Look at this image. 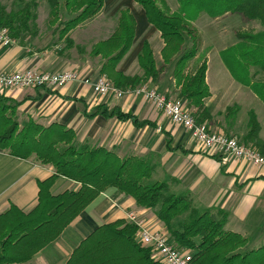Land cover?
Wrapping results in <instances>:
<instances>
[{
    "label": "crops",
    "instance_id": "0c3cea01",
    "mask_svg": "<svg viewBox=\"0 0 264 264\" xmlns=\"http://www.w3.org/2000/svg\"><path fill=\"white\" fill-rule=\"evenodd\" d=\"M156 1L164 11L173 13L178 9L176 0ZM59 2L62 4L63 0ZM1 4L4 6L3 0ZM45 6L48 7L46 0ZM124 10L134 17L136 28L131 48L118 63L117 70L126 76L140 72L137 57L144 42L150 44L156 64L162 67L163 42L159 33L146 22L142 8L133 0H104L101 12L94 19L68 34L70 41L65 49L63 40L57 38L53 19H41L37 13L25 32L16 37L9 34L13 41L11 46H0V72L35 69L46 73L77 71L92 79L105 76L100 73L104 60L91 55V51L96 44L107 40L116 28H89V24L98 17L112 18ZM11 11L16 12L8 10ZM192 25L199 34L200 45L188 69L194 72L200 64L206 65L205 83L209 96L204 106L210 115L206 120L208 127L244 144L249 116L253 114L259 125L258 142L264 147V101L232 76L225 61L231 62L232 58L224 59L223 56L227 49L239 44L237 33H259L264 30L263 26L259 21L245 22L239 15L230 13L217 19L202 13ZM226 25L229 28H224ZM209 34L215 39L210 40ZM168 71L169 67L164 68L159 79L149 81L146 86L173 99L174 81ZM248 74L251 82L264 83V70L249 67ZM5 94L17 102L23 101L17 109L19 119L32 118L45 127L52 123L63 125L74 132L73 143L77 146L87 144L113 150L119 158H147L154 167L153 183H165L169 194L187 197L198 213L221 210L226 214L223 229L247 238L240 253L264 246V168L199 149L183 127L173 124L152 103L132 93L120 98L111 94L99 97L89 86L71 83L57 88L9 90ZM113 107L155 125L136 128L130 121L105 117L98 111ZM54 172L52 166L42 165L34 157L19 159L0 150V215L11 206L24 214L30 213L37 205L38 182L48 179ZM79 188L78 183L58 177L50 193L57 196ZM130 211L140 212L152 231L162 232L172 239L155 210L140 208L133 198L109 188L54 241L22 264H66L72 252L95 229L124 220Z\"/></svg>",
    "mask_w": 264,
    "mask_h": 264
},
{
    "label": "trees",
    "instance_id": "16d2710c",
    "mask_svg": "<svg viewBox=\"0 0 264 264\" xmlns=\"http://www.w3.org/2000/svg\"><path fill=\"white\" fill-rule=\"evenodd\" d=\"M104 0H63L65 12L73 16L61 21L59 0H46L53 17V25L63 34L94 19L102 10ZM177 11L162 10L156 0H133L144 11L146 22L160 35L163 47L160 51L162 65L173 63L172 77L179 88V98L185 100L186 108L199 122L210 118L204 100L209 96L205 83L206 65L200 64L193 73L187 67L199 49L200 37L192 23L200 14L211 19L225 14H237L243 21H259L264 28V0H176ZM39 0H27L16 12L7 13L0 0V28H8L12 37L25 32L36 18ZM55 14V15H54ZM136 22L127 11H121L115 32L105 41L94 46L91 55L100 56L104 62L100 73L105 75L115 88L127 90L140 83L156 82L162 72L157 67L153 51L144 42L137 57L141 76H126L117 70V65L131 48ZM57 32V31H56ZM239 44L227 49L223 56L232 58L227 67L232 76L252 90L264 101V83L251 82L249 67L264 70V30L259 33H237ZM70 40H68L69 43ZM17 102L0 91V150L9 155L35 159L54 168V174L38 182V201L28 214L11 206L0 215V264H22L54 241L62 231L101 193L114 188L134 199L140 208L153 209L173 239V245L190 251L188 264H264V246L245 253L239 250L247 244V238L223 229L226 214L221 210H206L198 213L185 196L169 194L165 183L146 185L154 170L145 157L119 158L113 150L89 147L87 144L72 146L74 132L58 123L46 127L27 119L19 127ZM105 117L130 121L136 128L154 126L149 121H139L131 113L119 108H100ZM207 124V123H206ZM208 126V124H207ZM259 125L253 114L248 121L244 145L256 149L264 156V147L258 142ZM250 143V144H249ZM256 146V147H255ZM58 177L78 183L77 191H65L52 196L50 188ZM215 213V214H214ZM188 214V220L174 229L173 222ZM220 219H216V216ZM136 228L125 220H117L95 229L72 252L66 264H158L152 258L151 249L135 241ZM197 240V241H196Z\"/></svg>",
    "mask_w": 264,
    "mask_h": 264
},
{
    "label": "built area",
    "instance_id": "2783aa9c",
    "mask_svg": "<svg viewBox=\"0 0 264 264\" xmlns=\"http://www.w3.org/2000/svg\"><path fill=\"white\" fill-rule=\"evenodd\" d=\"M12 39L6 28H0V46H11ZM71 83H81L89 86L94 94L105 97L109 94L120 98L132 93L141 96L145 101L152 103L155 108L173 124L183 127L195 145L205 151H215L220 156L242 160L264 168V156L255 148L245 146L235 137L226 136L212 131L206 123L199 122L186 108L185 102L170 99L157 90L149 89L146 85L122 90L115 88L105 76L95 79L84 77L77 71L46 73L35 69L21 72H0V91H9L26 88H57ZM124 220L136 228L135 241L142 247L151 249L162 264H188L191 259L190 251L175 248L168 237L158 231H152L146 219L138 211L125 214ZM158 260V261H159Z\"/></svg>",
    "mask_w": 264,
    "mask_h": 264
},
{
    "label": "rangeland",
    "instance_id": "374dc122",
    "mask_svg": "<svg viewBox=\"0 0 264 264\" xmlns=\"http://www.w3.org/2000/svg\"><path fill=\"white\" fill-rule=\"evenodd\" d=\"M25 2H27V0H20V1H15L14 3H12V2H10V1H8V0H3V4H4V8L6 9V11H7V13H9L8 12V10L10 11L11 9H14V10H16V11H18L24 4H25ZM43 3H45V0H41L40 1V4H39V7L35 10V14H37L38 13V17H40L41 19H46V18H53L52 16H50V8H49V6H48V4L46 3V5L48 6V7H43ZM118 14H119V12H118ZM118 14H116L115 16H113L112 18H106V17H98V18H96L92 23H90L89 24V28H101L102 26H105L106 28H116V25H117V20H118ZM55 15V14H54ZM57 17H59L60 18V20L61 21H66V20H69V19H71L73 16H70V15H68L66 12H65V10L63 9V7H62V5L60 4V12H59V15H57ZM58 24V22L56 23V25ZM86 28V27H85ZM224 28H229V26H225ZM7 30H8V33L10 32V30L8 29V28H6ZM55 31H57L56 33H57V38H59V40H63V44L62 45H64L63 47H64V49H65V44H66V46H67V43H68V40H69V38H68V34L72 31H70V32H68V33H66V34H63L62 35V37H61V39H60V37H59V33H58V29L57 28H55ZM240 33H248V34H252V33H250L249 31H241ZM209 39L211 40H213V39H215V37L213 38V34H209ZM225 41V40H224ZM223 41V42H224ZM222 43V42H221ZM218 45V44H217ZM63 49V50H64ZM159 64V63H158ZM161 65V64H160ZM157 67H159L158 65H157ZM167 67H169V71H168V73L170 74L171 73V75H172V72H173V64H168V65H166V66H163V68H162V71L164 70V68H167ZM187 72L188 73H193V71L191 70V68H189L188 69V67H187ZM139 74V75H138ZM138 74H136L137 76H141L142 75V72H141V70H140V72L138 73ZM133 76H135V75H133ZM172 79H173V77H172ZM174 81V80H173ZM141 85H149V80L147 81V82H144V83H140V85L139 86H141ZM27 91V90H26ZM171 92L173 93V96H172V98L173 99H178V100H181V101H185V100H182V99H180L179 98V96H178V94H179V88L178 87H176L175 86V84H174V86H172V89H171ZM186 103V102H185ZM194 108H191L190 109V111L191 112H194ZM17 120H18V122H19V127H22L23 125H25V124H27V120H24V118H21V119H19V116H18V114H17ZM34 122H36L35 120H33ZM45 127V126H44ZM72 146H74V147H76L77 145H75L74 143H72ZM80 146V145H79ZM78 147V146H77ZM90 148H91V146H89ZM32 157H34L35 158V156H32ZM40 163V162H39ZM43 165V164H42ZM155 179H154V177H151V178H149V179H146V180H143V182H144V184H146V185H149V184H151V183H153V181H154ZM203 211H199V213H202ZM213 212H215V211H213ZM215 214V213H214ZM188 214H184L183 216H181V217H179V218H177L174 222H173V228L174 229H177L178 228V225L180 224V223H183V222H185V221H187L188 220V216H187ZM218 215V214H217ZM216 219L218 220V219H220V216L218 215V216H216ZM167 236V235H166ZM168 240L171 242V240H173V239H169L168 238ZM173 245V244H172ZM175 248H177V249H179V250H183V251H185V249H182V248H178L175 244L173 245ZM151 252V251H150ZM187 252V251H186ZM151 254H152V252H151ZM152 258H153V260H155L156 262H158V264H162L161 263V261L155 256V255H153L152 254ZM159 260V261H158Z\"/></svg>",
    "mask_w": 264,
    "mask_h": 264
}]
</instances>
